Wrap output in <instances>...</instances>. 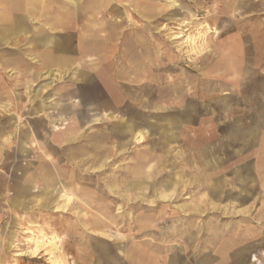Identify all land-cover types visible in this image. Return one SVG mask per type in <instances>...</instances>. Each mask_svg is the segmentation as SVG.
Instances as JSON below:
<instances>
[{
	"label": "rangeland",
	"instance_id": "374dc122",
	"mask_svg": "<svg viewBox=\"0 0 264 264\" xmlns=\"http://www.w3.org/2000/svg\"><path fill=\"white\" fill-rule=\"evenodd\" d=\"M94 1L77 66L0 62V264H264V0Z\"/></svg>",
	"mask_w": 264,
	"mask_h": 264
},
{
	"label": "crops",
	"instance_id": "0c3cea01",
	"mask_svg": "<svg viewBox=\"0 0 264 264\" xmlns=\"http://www.w3.org/2000/svg\"><path fill=\"white\" fill-rule=\"evenodd\" d=\"M50 1L52 0H0V62L2 65L19 66L25 64L27 59L30 60V64L32 63L31 65L37 64L38 66L43 65L44 67L53 68L64 67L65 69H68L79 64L82 59V51L86 49V34L84 37L85 30L83 26L80 25L81 21H76L74 19L75 17L66 21L64 19L66 17L63 16L62 19V17L55 12L56 10L54 11L51 9L49 4ZM66 1L73 2L74 0ZM94 2L97 4L98 1L95 0ZM100 3H103V0ZM68 15H70V13ZM74 33L75 37L73 39L75 41V53H72L70 50L71 48L63 45L61 39L63 34ZM229 51L227 50L228 53ZM235 56L238 58V54L235 53ZM238 62L239 64L234 63V65H231L228 60L230 65L228 64V67L226 68L228 74H233V77L235 78L239 76L244 77L247 73L239 58ZM46 77H49L50 80L53 81L59 79L61 73L59 74L57 71L47 70ZM81 109L85 116L80 119L83 123L82 126L97 123V121H90L91 116L88 117L89 113L86 107H82ZM61 112H73V106L70 102L62 107ZM78 112L80 111L77 110V113ZM21 135L24 137L27 136L25 131H22ZM138 136L142 137V140L139 142L137 141ZM5 139L7 141L8 137ZM133 139L136 143H141L144 140V134L136 132ZM89 146L90 148H93V150L97 147L94 143H90ZM30 147H35V144L30 143ZM79 151L83 153L82 148ZM84 153H87V150ZM75 167L81 170L80 166H78V161L75 162ZM148 167H150V165H148ZM40 178L42 179V176H34V178H32V175L30 176V180L33 179L37 181V179ZM138 180L139 179H132L130 183L135 185ZM53 183L54 181L50 178V180L46 182L45 187H49ZM172 191L158 192V194H161V198L168 199L171 197V193H173ZM45 192L46 190H44V193ZM55 192L60 195L54 199L51 195L47 196L46 200L48 207L53 204L55 205V209L64 210L70 203H74L72 194L67 191L56 189ZM92 225L98 228L96 230L98 233L107 235L104 228L105 223H103L101 219L96 217ZM111 235L114 236L115 234ZM255 259L257 260L256 257H254L253 260ZM171 264H175V260H173ZM179 264L187 263L183 260H179ZM197 264H205L203 257L197 261Z\"/></svg>",
	"mask_w": 264,
	"mask_h": 264
},
{
	"label": "bare ground",
	"instance_id": "6f19581e",
	"mask_svg": "<svg viewBox=\"0 0 264 264\" xmlns=\"http://www.w3.org/2000/svg\"><path fill=\"white\" fill-rule=\"evenodd\" d=\"M204 28H205V30L204 29L203 30H200L197 33L198 36L200 37V40L199 41L197 40L198 39L197 35H194V36L189 35V36H187L185 38L186 41H188L187 43L190 44V50L191 51H198L199 49H201L204 46V44H205L204 43V37H205L206 33L209 32V30H211V27L208 26V25H205ZM198 45H199V48H198ZM141 140H142V137L141 136H138L137 137V141L139 142ZM67 199H69V198H67Z\"/></svg>",
	"mask_w": 264,
	"mask_h": 264
}]
</instances>
